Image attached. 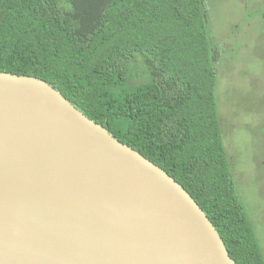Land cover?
<instances>
[{"label":"trees","instance_id":"1","mask_svg":"<svg viewBox=\"0 0 264 264\" xmlns=\"http://www.w3.org/2000/svg\"><path fill=\"white\" fill-rule=\"evenodd\" d=\"M207 0H0V71L45 80L179 181L238 264H264L216 98Z\"/></svg>","mask_w":264,"mask_h":264},{"label":"water","instance_id":"2","mask_svg":"<svg viewBox=\"0 0 264 264\" xmlns=\"http://www.w3.org/2000/svg\"><path fill=\"white\" fill-rule=\"evenodd\" d=\"M0 264H238L191 193L43 79L0 71Z\"/></svg>","mask_w":264,"mask_h":264},{"label":"rangeland","instance_id":"3","mask_svg":"<svg viewBox=\"0 0 264 264\" xmlns=\"http://www.w3.org/2000/svg\"><path fill=\"white\" fill-rule=\"evenodd\" d=\"M209 34L225 45L216 98L238 194L264 253V0H207Z\"/></svg>","mask_w":264,"mask_h":264},{"label":"clouds","instance_id":"4","mask_svg":"<svg viewBox=\"0 0 264 264\" xmlns=\"http://www.w3.org/2000/svg\"><path fill=\"white\" fill-rule=\"evenodd\" d=\"M230 158V157H229Z\"/></svg>","mask_w":264,"mask_h":264}]
</instances>
